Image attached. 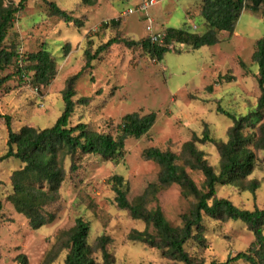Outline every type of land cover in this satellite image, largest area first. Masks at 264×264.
<instances>
[{
  "label": "rangeland",
  "instance_id": "rangeland-1",
  "mask_svg": "<svg viewBox=\"0 0 264 264\" xmlns=\"http://www.w3.org/2000/svg\"><path fill=\"white\" fill-rule=\"evenodd\" d=\"M21 0H7L18 4ZM82 21V26L66 23L52 15L43 0H31L17 15L9 32L8 45H15L20 55L35 53L45 45L57 63V76L48 87L37 86L32 74L14 76L0 92V114L11 119L14 132L30 126L37 129L52 127L64 111L63 92L67 81L79 73L86 64L85 51L93 53L110 39L130 38L142 41L149 36L146 30V12L140 5L146 0H97L94 6L82 0H49ZM201 0H159L147 11L153 20V33L167 28L202 30ZM128 11V12H127ZM245 9L237 22L235 32L219 34L220 42L193 50L188 45H175L162 62L154 60L142 48L130 49L124 44L113 45L92 62L75 84L76 96L91 97L88 106H76L70 127L87 124L90 129L115 135L122 118L138 112H155L157 121L151 131L139 140L129 139L125 145V158L118 164L96 155H79V169L68 172L57 201L46 207L54 213L52 224L33 230L29 221L17 213L7 197L13 193L11 176L24 165L10 159L0 165V199L3 205L0 224V264H18L17 257L26 255L30 264H43L52 250L55 259L47 264H65L68 253V233L78 218L90 223L88 245L92 257L102 263L97 241L101 236L110 239L108 246L114 264H182L162 250L128 240L134 231H143L146 225L134 220L127 211L119 210L114 198L111 178L120 175L130 185L128 199L142 195L150 184L157 183L160 167L143 158L148 148H159L180 155L183 145L194 134L201 136L205 125L216 141L227 142L233 122L218 112V108L246 115L255 109L262 92L258 85L259 69L252 57L256 43L264 37L262 13ZM126 12L128 13L125 16ZM122 19V20H121ZM112 20H121L119 26ZM70 43L68 54L64 46ZM243 62L246 68H242ZM11 67L2 75L12 74ZM233 75L231 83L216 84L220 75ZM213 86V91L206 90ZM262 117L245 129V134L259 135ZM8 130L0 118V156L7 151ZM207 160L219 171L220 155L214 144H198ZM253 174L239 186H219L217 197L232 201L243 210L264 208V154L257 153ZM184 165L183 160L179 161ZM69 169V162L66 163ZM198 188L205 178L186 167ZM253 181L260 188L252 193ZM149 209L159 207L173 228L183 227L196 198L183 194L181 187L173 185L156 195ZM205 244L190 241L185 246L193 259L223 262L229 255L246 251L254 241L253 233L242 222L207 216L203 221ZM65 232V233H64ZM154 233L153 229H150ZM67 233V234H66ZM238 264H242L239 262Z\"/></svg>",
  "mask_w": 264,
  "mask_h": 264
},
{
  "label": "trees",
  "instance_id": "trees-1",
  "mask_svg": "<svg viewBox=\"0 0 264 264\" xmlns=\"http://www.w3.org/2000/svg\"><path fill=\"white\" fill-rule=\"evenodd\" d=\"M31 0H21L18 4L0 0V92L16 75L24 78L30 74L37 86L48 87L57 76V63L54 55L46 50L45 45L35 52L20 55L15 45L7 44L10 30L13 29L17 15L25 10L26 3ZM49 7L52 15L59 17L66 23H75L82 26V21L74 18L70 13L60 8L55 2L43 0ZM97 0H82L86 6H94ZM264 0H201L202 30L195 33L192 29L167 28L162 34V41L153 40L149 36L136 41L130 38L115 37L107 43L101 44L93 53L90 49L85 51L86 64L84 68L67 81L63 92L64 111L52 127L37 129L30 126L23 127L19 132H14L11 119L4 118L8 130L7 151L0 156V165L10 159H17L24 165L13 172L11 182L13 193L7 197L17 213L23 215L33 230L52 224L56 215L46 211V207L57 201L62 184L68 172L79 169V155H96L115 164L125 158V145L127 140H139L146 136L157 121V114L151 112L140 114L138 112L127 114L122 118L116 129L115 135L98 133L89 128L87 124H78L70 127V120L74 115L76 106H88L92 98L81 97L74 101L76 96L75 84L84 71L92 68V62L101 54L110 50L113 45L124 44L130 49L142 48L157 62H162L166 53L173 51L175 45H188L193 50L205 46H214L220 42L219 34L228 32L233 34L237 22L243 11L249 9L254 13L260 12ZM264 20V11L262 13ZM122 20V19H121ZM121 20H112V25L119 26ZM70 43L64 46L66 54L70 52ZM253 63L258 66V85L262 92L257 106L246 115L232 114L222 107L218 112L227 116L233 126L228 133V141H216L206 124L201 136L193 135L186 142L181 154L162 151L159 148H148L143 152V158L153 161L160 167L157 183L150 184L144 193L133 201L128 199L130 185L120 175L111 178L114 201L119 210L127 211L134 220L145 223L143 231L134 230L128 240L137 244L147 245L151 248L162 250L171 258L182 264H264V208L243 210L232 201L217 197L219 186H239L255 169L258 161L257 153L264 154V125L259 128V135L245 134L249 125H254L262 117L264 110V37L256 43V50L252 57ZM242 68H246L240 62ZM13 67L12 74L2 75L3 72ZM235 80L233 75H220L216 84L231 83ZM207 91L212 92L213 86H208ZM211 143L217 147L220 155L219 171L207 160L204 151L198 144ZM183 160L184 165L179 161ZM69 162V169L66 167ZM264 163V161H263ZM186 167L200 172L204 178V186L198 188L190 177ZM173 185L181 187L183 194L196 198L190 215L185 218L182 228H173L166 220L159 207L149 209L151 202L157 201L156 195ZM260 188V183L253 181L249 191L255 193ZM3 205L0 199V224ZM212 219L221 218L234 222H242L254 235V241L246 251L229 255L223 262L193 259L185 246L190 241H195L201 246L205 244L204 217ZM153 229L154 233L150 232ZM90 223L78 218L75 225L68 233V253L65 264H114L113 256L108 249L110 239L101 236L97 241L98 251L102 255V263L92 257L91 247L88 245ZM65 233V232H64ZM67 234V233H66ZM50 250L43 264L55 259ZM18 264H30L26 255L17 257Z\"/></svg>",
  "mask_w": 264,
  "mask_h": 264
},
{
  "label": "built area",
  "instance_id": "built-area-1",
  "mask_svg": "<svg viewBox=\"0 0 264 264\" xmlns=\"http://www.w3.org/2000/svg\"><path fill=\"white\" fill-rule=\"evenodd\" d=\"M158 2H159V0L143 1L142 4L140 5L139 9L146 12V30L151 34V36L153 37V40H158L159 42H161L163 34L162 33H158V34L153 33V29H152L153 20L148 16V13H147L148 9L152 6H154ZM127 12H126L125 16L128 15Z\"/></svg>",
  "mask_w": 264,
  "mask_h": 264
}]
</instances>
